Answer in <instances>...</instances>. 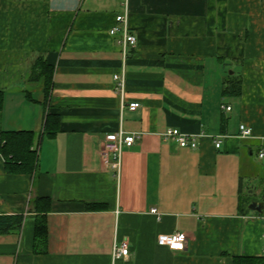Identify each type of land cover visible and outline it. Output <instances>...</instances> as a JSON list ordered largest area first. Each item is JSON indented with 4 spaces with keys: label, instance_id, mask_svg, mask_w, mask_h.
Returning <instances> with one entry per match:
<instances>
[{
    "label": "crops",
    "instance_id": "crops-1",
    "mask_svg": "<svg viewBox=\"0 0 264 264\" xmlns=\"http://www.w3.org/2000/svg\"><path fill=\"white\" fill-rule=\"evenodd\" d=\"M125 12L137 37L126 48L111 34ZM39 58L49 93L45 76L30 80ZM123 68L121 92L114 76ZM168 128L194 135L198 147L165 139ZM119 130L138 137L118 178L100 148ZM10 131L36 135L33 172L9 170ZM262 150L264 0H0V217H22L0 228V264L264 256V208L241 206L244 194L264 205ZM43 216L45 243L36 235ZM176 232L187 233L185 250L158 243ZM124 240L130 256L114 258Z\"/></svg>",
    "mask_w": 264,
    "mask_h": 264
},
{
    "label": "built area",
    "instance_id": "built-area-1",
    "mask_svg": "<svg viewBox=\"0 0 264 264\" xmlns=\"http://www.w3.org/2000/svg\"><path fill=\"white\" fill-rule=\"evenodd\" d=\"M117 22L120 24L114 26L111 30V34L121 35V42L126 48L127 45H135L137 43V37L131 32L128 20V14H118L116 17ZM115 79L117 80L118 89L123 92L125 84V71L124 68L121 73L115 74ZM131 110H136L139 106V102H131L128 105ZM225 108V107H224ZM230 109V107H226ZM241 137L248 138L252 136V129L245 124L240 125ZM163 136L165 139L174 138L177 140L181 147H191L193 149L198 147V142L194 135H189L183 133L178 128H168ZM138 137L137 133H127L123 130L118 132L107 133L103 137V141L100 148V154L103 163L111 167L116 172V176L119 178L122 169L123 152L125 147L132 146ZM215 145L217 148L221 146V140H216ZM259 156L264 157V151H260ZM152 212L156 213L157 209L153 208ZM258 217L264 223V214L259 213ZM264 238V231H263ZM188 240V235L185 232H176L170 235H161L158 238V243L160 245L168 246L171 250L182 251L186 249V242ZM130 256V248L127 240L120 243L114 249V258H126Z\"/></svg>",
    "mask_w": 264,
    "mask_h": 264
},
{
    "label": "trees",
    "instance_id": "trees-1",
    "mask_svg": "<svg viewBox=\"0 0 264 264\" xmlns=\"http://www.w3.org/2000/svg\"><path fill=\"white\" fill-rule=\"evenodd\" d=\"M42 76L46 77V92L49 93V85L51 83V71L43 58H39L38 62L33 66L30 80L37 81ZM30 96V95H28ZM58 117L48 116L46 122V131L50 136L57 132V127L53 126ZM57 124V123H56ZM36 135L31 131H10L4 134V145L2 153L6 157L8 168L10 171H30L33 172L37 166V151L32 149ZM242 197V210L250 211V203L247 194ZM12 220V222H8ZM22 217L20 216H3L0 217V228L8 229L10 225L20 224ZM47 226L44 216L38 221L36 235L40 241L46 242ZM39 241V240H38ZM233 264H264V256H244L238 255L234 257Z\"/></svg>",
    "mask_w": 264,
    "mask_h": 264
},
{
    "label": "water",
    "instance_id": "water-1",
    "mask_svg": "<svg viewBox=\"0 0 264 264\" xmlns=\"http://www.w3.org/2000/svg\"><path fill=\"white\" fill-rule=\"evenodd\" d=\"M249 207L252 210H256L258 212H262L263 208H264V205H263V203H259L258 204L257 202H252Z\"/></svg>",
    "mask_w": 264,
    "mask_h": 264
}]
</instances>
